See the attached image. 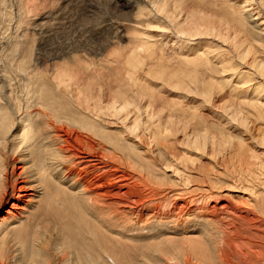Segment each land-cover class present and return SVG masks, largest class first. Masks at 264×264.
Wrapping results in <instances>:
<instances>
[{
  "label": "bare ground",
  "instance_id": "bare-ground-1",
  "mask_svg": "<svg viewBox=\"0 0 264 264\" xmlns=\"http://www.w3.org/2000/svg\"><path fill=\"white\" fill-rule=\"evenodd\" d=\"M185 1L114 0L123 48L4 24L0 264H264V0Z\"/></svg>",
  "mask_w": 264,
  "mask_h": 264
},
{
  "label": "rangeland",
  "instance_id": "rangeland-1",
  "mask_svg": "<svg viewBox=\"0 0 264 264\" xmlns=\"http://www.w3.org/2000/svg\"><path fill=\"white\" fill-rule=\"evenodd\" d=\"M1 1H4V8L3 5L0 6V8L2 7L0 11L5 9L6 11H4L8 15L7 17L4 16L3 24L0 22V38L4 34V24L10 25L11 23H18V20L21 21L19 24L22 25L23 23V28H27L25 30V32L28 31L27 33H32L33 30L30 28L34 29V25H48L51 26L49 30L38 31L37 29L36 32L33 31L36 35L40 36L41 34L40 38L43 37L49 40L47 44L51 45L50 48L44 45V48L47 49L46 52H52L51 49L65 50L69 40H71V45L68 47L70 48L73 46L74 49H82L83 47V49L91 47L94 48V50L99 49L98 45L103 46V41L106 42V40L120 42L118 46L123 48L125 46V41H122L121 37L118 36H121L125 32L120 33L121 30L119 27L121 25L125 28L129 27L135 14V11L131 8H125L122 4H114V0H23L25 4L28 2L26 4H29L27 8L22 0V2L20 0ZM201 1L203 0H186L185 2L187 6H192L193 4L199 6V4L202 3ZM204 3L209 5V0H205L203 4ZM20 6L25 7L21 9ZM201 7V9L205 8V6ZM24 8H26L27 11H25ZM195 9L197 10V8H194V10ZM28 10H30L31 13ZM23 11L25 12L23 13ZM20 18L23 20H20ZM24 20L26 23L27 20L29 21L27 23L28 26L25 24L26 27L24 26ZM117 30H119V32H116ZM8 32H5V34ZM125 52H127V50H125ZM55 61H61V58L59 57ZM229 146H231V141H229V145L224 146L222 149H229ZM237 160L238 158L235 161Z\"/></svg>",
  "mask_w": 264,
  "mask_h": 264
}]
</instances>
